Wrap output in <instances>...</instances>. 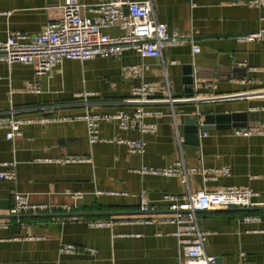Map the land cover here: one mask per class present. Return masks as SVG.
<instances>
[{
    "label": "crops",
    "instance_id": "obj_1",
    "mask_svg": "<svg viewBox=\"0 0 264 264\" xmlns=\"http://www.w3.org/2000/svg\"><path fill=\"white\" fill-rule=\"evenodd\" d=\"M95 5L103 0H77ZM237 1L236 3H232ZM248 0H151L155 19L171 33L187 34L190 42L165 47L161 57H146L133 50L120 57L67 59L47 74L35 75L23 63L0 62V113L13 111L16 117H51L48 122L21 125L12 140L0 128V169L15 162L13 180L0 179V262L7 264H178L179 248L168 223H125V219L151 218L171 214L167 196L178 199L200 189L214 191L226 186H249L257 192L253 211L199 213V226L207 232L205 252L215 264H264V135L240 136L238 127L264 123V44L245 42L238 36L264 27V7L247 5ZM63 0H0V41L10 31L36 34L61 14ZM82 14L94 13L84 8ZM105 32L119 34L117 27ZM245 61L246 65L241 63ZM146 64L142 77L125 79L123 65ZM190 64L200 78L214 86L215 98L194 101L185 93L183 68ZM175 99L172 105L158 90L144 103L156 123L153 133L121 130L116 122L101 120L98 134L145 141L142 155L129 153L125 144L114 141L90 143L82 115L131 112L130 86L141 82H165ZM39 83V92L26 88ZM199 92H206L199 89ZM171 106H173L171 108ZM172 110L174 115H172ZM247 113L245 126L229 122L211 124L198 131V143L183 142L184 117L202 122L207 114ZM216 121V120H215ZM82 157L83 161H66ZM183 158L187 167L204 170L222 166L230 175L211 176L196 171L187 183L177 176L141 174V166L163 167ZM24 195L28 203L46 204L45 211L21 212L10 218L12 195ZM145 193L152 212L139 210ZM236 208V207H231ZM114 212L109 215L62 216L63 213ZM246 213H257L258 221H245ZM46 215V216H43ZM110 219L111 225L89 222ZM61 243L80 247L76 253L60 252ZM88 248L94 249L89 252Z\"/></svg>",
    "mask_w": 264,
    "mask_h": 264
},
{
    "label": "built area",
    "instance_id": "obj_2",
    "mask_svg": "<svg viewBox=\"0 0 264 264\" xmlns=\"http://www.w3.org/2000/svg\"><path fill=\"white\" fill-rule=\"evenodd\" d=\"M233 1L232 3H236ZM247 5L264 7V0H248ZM61 14L57 19H50L36 34L22 31H10L3 41H0V62L7 65L18 62L33 67L35 75L47 74L54 67L67 59L86 60L100 57H120L124 51L133 50L146 57H161L165 47H172L181 43L190 42L192 53L199 51L192 38L187 34L177 31L169 32L164 23L158 22L152 10L151 0H103L95 5L88 6L80 4L77 0H63ZM94 13L89 17L82 14L83 9ZM109 27H117L119 34L105 32ZM238 39L245 42L259 41L264 44V27L256 31L238 36ZM242 65H246L243 61ZM148 68L146 64L123 65L120 69L125 79L142 77ZM165 82L158 85L154 82H141L138 85L130 86V99L136 102V107L131 112L118 110L110 114H89L82 115L85 120L87 136L90 143L97 141H114L125 144L129 153L142 155L145 141L139 136L134 139L115 136L111 139H103L98 134V123L101 120L114 121L121 130L136 129L141 134L153 133L156 130V123L146 121L151 115L144 103L150 100L160 90L164 99L172 101L175 99L170 92L167 71L163 69ZM26 88L30 92H39V83L29 81ZM194 101L215 98L214 86L205 78L193 76ZM199 89H205L201 93ZM173 106H171L172 108ZM172 115L174 112L172 110ZM55 120L51 117L21 118L16 117L13 111L0 113V128L6 129L5 137L12 140L20 134V127L26 123L48 122ZM234 134L240 136L264 135V123L238 127ZM66 161L87 160L82 157H68ZM5 168L0 169V179L13 180L16 175L15 162L3 163ZM137 171L141 174L151 173L161 176H177L187 183L188 176L196 171L207 172L211 176L222 174L229 176L231 171L228 166L216 169L204 170L202 167H187L183 158H178L172 163L163 167L141 166ZM257 192L249 186L237 187L226 186L223 189L207 191L200 189L194 193H188L181 198L167 196L170 201L171 214L151 218L125 219V223H168L173 226L172 234L176 237L179 258L178 264H215L214 255L208 254L204 249V242L207 232L199 226V213L207 210L223 208H247L255 205L253 198ZM46 204L28 203L24 195L14 193L12 204L8 210L9 215L18 216L21 212L45 211ZM139 210L148 212L152 210L145 193L140 194ZM261 216L257 213H246L242 216L245 221H258ZM19 222V219H15ZM90 225L103 226L111 225L110 219H98L89 222ZM11 225L9 220L0 221V228H8ZM60 252L76 253L80 247L71 243H61ZM93 253L94 249H86ZM0 264H7L0 262Z\"/></svg>",
    "mask_w": 264,
    "mask_h": 264
},
{
    "label": "water",
    "instance_id": "obj_3",
    "mask_svg": "<svg viewBox=\"0 0 264 264\" xmlns=\"http://www.w3.org/2000/svg\"><path fill=\"white\" fill-rule=\"evenodd\" d=\"M193 76L199 77L198 73H196V69L192 67L190 64L185 65L183 68V77L182 81L185 85L184 91L185 93L191 95L193 94ZM246 117L247 113H240V112H233L228 115H214V114H207L204 116L202 122H199L198 118H193L189 115L184 117V127H183V142L186 144L195 145L198 143V131L206 130L208 128H213L211 124L214 122L217 123V119H220L222 122H229L230 126H245L246 125ZM216 120V121H215ZM256 208L247 207V208H223V209H215L214 211H230V210H239V211H253ZM149 212V211H148ZM142 212V213H148ZM152 212V211H150ZM114 212H92V213H63L60 214L62 216H90V215H109L113 214ZM46 216V215H43ZM10 218H16L19 216L9 215Z\"/></svg>",
    "mask_w": 264,
    "mask_h": 264
}]
</instances>
